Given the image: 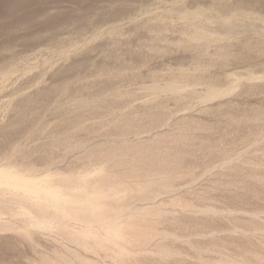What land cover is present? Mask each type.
<instances>
[{
  "label": "rangeland",
  "instance_id": "374dc122",
  "mask_svg": "<svg viewBox=\"0 0 264 264\" xmlns=\"http://www.w3.org/2000/svg\"><path fill=\"white\" fill-rule=\"evenodd\" d=\"M0 56V264H264V0H37Z\"/></svg>",
  "mask_w": 264,
  "mask_h": 264
},
{
  "label": "bare ground",
  "instance_id": "6f19581e",
  "mask_svg": "<svg viewBox=\"0 0 264 264\" xmlns=\"http://www.w3.org/2000/svg\"><path fill=\"white\" fill-rule=\"evenodd\" d=\"M35 1H37V0H0V14H6V15H13V13H15L16 12V10H18L19 8H23L24 7V5L25 4H30V3H32V2H35ZM106 1H108V0H106ZM143 1V0H142ZM243 3H244V5L246 4V3H248V1L249 0H241ZM251 1V0H250ZM237 7V6H236ZM239 7V6H238ZM123 8V7H122ZM119 9V8H118ZM117 9V10H118ZM238 9V8H237ZM122 10L123 9H121V12H122ZM115 12H116V10H114ZM128 11V10H127ZM40 12H42L43 13V15H47L48 16V19H47V22H48V25H52L53 23H54V21H56V20H60V18H62V16L63 15H60V14H50L49 12H48V10H46L45 8L44 9H40L39 10V8L38 9H36L35 11H29V12H26V13H24L22 16V18H21V20L22 19H26V21H24L25 23H30V22H32L33 20H32V17L36 14V13H39L40 14ZM121 12H119V13H121ZM125 11L123 10V13H124ZM127 13V12H126ZM114 14V13H113ZM83 15V14H82ZM81 15V17H83ZM105 15V14H104ZM123 15H125V14H123ZM65 16V15H64ZM103 16V15H102ZM120 16V15H119ZM122 16V15H121ZM101 17V16H100ZM34 18V17H33ZM79 18H80V16H79ZM116 18V17H115ZM82 19V18H81ZM83 20H81V22H82ZM81 22L79 23V25L81 24ZM38 23H40V22H38ZM43 23V22H42ZM3 24V23H2ZM40 26V25H39ZM82 27V26H81ZM0 58H1V56H0Z\"/></svg>",
  "mask_w": 264,
  "mask_h": 264
}]
</instances>
